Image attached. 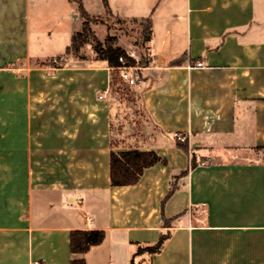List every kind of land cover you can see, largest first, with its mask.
<instances>
[{
  "label": "crops",
  "instance_id": "1",
  "mask_svg": "<svg viewBox=\"0 0 264 264\" xmlns=\"http://www.w3.org/2000/svg\"><path fill=\"white\" fill-rule=\"evenodd\" d=\"M98 1L84 7L103 16L102 0L103 11L87 8ZM108 2L115 16L153 24L152 61L132 86L153 134L121 146L113 142L121 104L113 71L91 47L85 59L66 54L80 18L75 3L0 0V264H264V0ZM63 35L64 51H54ZM57 56L64 66L50 65ZM44 109L51 122L43 130ZM175 137L197 160L185 175L191 155ZM113 147L154 150L167 163L147 168L136 185L113 187ZM13 172L16 200L7 191ZM73 230L106 235L73 254ZM167 233L160 252L137 254Z\"/></svg>",
  "mask_w": 264,
  "mask_h": 264
},
{
  "label": "trees",
  "instance_id": "2",
  "mask_svg": "<svg viewBox=\"0 0 264 264\" xmlns=\"http://www.w3.org/2000/svg\"><path fill=\"white\" fill-rule=\"evenodd\" d=\"M77 6L78 13L83 19L82 27L80 30L74 31L71 38V44L66 50V54H70L77 59H85L86 56L82 51L86 47H91L95 59L97 61L106 62L110 67L119 66V58L125 57L128 59L129 64H136L137 61L130 58L128 51L119 44L116 35H107L101 40L96 32L92 29L91 24L93 22L109 23L115 22L125 24L131 22L138 25L137 45L140 48V60L139 64L148 65L152 61L147 43L151 41L153 33L152 18H133L124 19L119 16H115L110 8L108 0H102L105 7V15H91L84 7L83 0H70ZM61 57V56H60ZM178 62V61H177ZM51 63V62H50ZM113 85V82H111ZM175 145L191 155L189 166L182 172L181 175H185L190 169L196 167L197 160L194 155L191 154L190 143L187 139L181 140L178 137L174 138ZM158 163L166 164L167 160L163 158L154 150H117L114 147L110 152V183L113 187L133 186L136 185L144 171ZM178 186L173 183L171 189L163 201L162 207L170 196L177 190ZM172 219L164 218V226L171 227ZM104 230H73L70 235V249L73 254H85L93 246L101 244L105 239ZM169 237V233L162 234L158 242L154 245L147 246L145 248H139L137 254L143 252L158 253L162 250V247ZM70 264H87L84 257H74ZM134 264V263H132Z\"/></svg>",
  "mask_w": 264,
  "mask_h": 264
},
{
  "label": "rangeland",
  "instance_id": "3",
  "mask_svg": "<svg viewBox=\"0 0 264 264\" xmlns=\"http://www.w3.org/2000/svg\"><path fill=\"white\" fill-rule=\"evenodd\" d=\"M87 8L91 12H101L104 10L102 2L99 0L96 2H88ZM80 16V15H79ZM81 18V17H80ZM77 19L75 21L76 29L80 30L82 27L81 20ZM92 29L96 32L97 36L103 40L107 35H116L118 38L119 44L124 45L126 48H131L135 50L137 54L140 53V48L137 45V35L139 32L138 25H135L131 22H127L125 24L116 23L109 21V23H102L100 21L93 22L91 24ZM63 43H67V35L66 37L61 36L56 39L55 44H53L54 51H60L59 49H63L64 51V45ZM132 43V44H130ZM90 47H86L82 53L87 56V54L90 52ZM129 52V50H127ZM51 53H56L52 52ZM65 56V55H64ZM60 57V56H57ZM67 58V57H66ZM52 61V59H50ZM48 60L49 62H51ZM66 61L61 62V64L57 65L56 68L60 66H64L66 64ZM49 64V63H48ZM63 64V65H62ZM51 65V63H50ZM49 65V66H50ZM112 72V71H111ZM63 77L62 75H59ZM111 81L113 82V89L115 91H118V94L121 99V104L119 106V112H117V116L114 120V135H113V142L116 146H121L123 143H125L131 136H149L150 134H153L154 128L151 126V122L143 108V103L138 95L137 91H134L132 87H126L124 85L119 84L118 82V72H112L111 73ZM55 88L54 85H50L47 87L44 91L45 92H52ZM42 115L41 119L39 120V126L41 129H45L46 126H48L51 122V113L47 111ZM21 126H25L26 122L23 119L20 120ZM127 126H130L132 128L131 134L126 133L127 132ZM151 128V129H150ZM21 136H27V133L20 134ZM19 136V135H18ZM20 137V136H19ZM4 179V178H3ZM10 182L9 186L7 187V191L10 193H14L13 200L16 197L20 191L19 187V179L20 175L16 176V172H13L11 176H9ZM2 188V181L0 180V190ZM19 190V191H18Z\"/></svg>",
  "mask_w": 264,
  "mask_h": 264
},
{
  "label": "built area",
  "instance_id": "4",
  "mask_svg": "<svg viewBox=\"0 0 264 264\" xmlns=\"http://www.w3.org/2000/svg\"><path fill=\"white\" fill-rule=\"evenodd\" d=\"M130 58H133L137 61L136 64H129L128 59L125 57L119 58V66L118 67H110L109 70L118 72V82L121 85H124L126 87H132L135 86L138 82H141L143 80V72L148 68V65H141L139 64L140 55H138L135 51L128 52ZM64 61L63 57H57L52 59L51 64L52 65H59L61 62ZM193 66H202L201 62L195 63ZM104 95H100V98H104ZM182 139V138H180ZM35 264H38L36 262Z\"/></svg>",
  "mask_w": 264,
  "mask_h": 264
}]
</instances>
